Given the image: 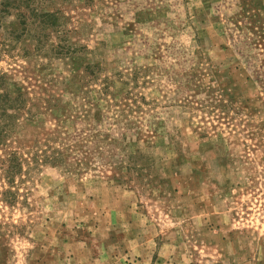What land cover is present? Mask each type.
Masks as SVG:
<instances>
[{
  "label": "rangeland",
  "instance_id": "obj_1",
  "mask_svg": "<svg viewBox=\"0 0 264 264\" xmlns=\"http://www.w3.org/2000/svg\"><path fill=\"white\" fill-rule=\"evenodd\" d=\"M0 264H264V0H0Z\"/></svg>",
  "mask_w": 264,
  "mask_h": 264
}]
</instances>
